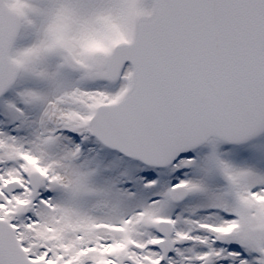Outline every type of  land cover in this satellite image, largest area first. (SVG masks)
Returning a JSON list of instances; mask_svg holds the SVG:
<instances>
[{"label": "snow or ice", "instance_id": "snow-or-ice-1", "mask_svg": "<svg viewBox=\"0 0 264 264\" xmlns=\"http://www.w3.org/2000/svg\"><path fill=\"white\" fill-rule=\"evenodd\" d=\"M30 3L0 0V264H264V0Z\"/></svg>", "mask_w": 264, "mask_h": 264}, {"label": "clouds", "instance_id": "clouds-1", "mask_svg": "<svg viewBox=\"0 0 264 264\" xmlns=\"http://www.w3.org/2000/svg\"><path fill=\"white\" fill-rule=\"evenodd\" d=\"M31 7L30 0H12L11 7L9 11L12 15L17 18H23L26 14V11ZM134 14V9H133ZM102 50L99 46L95 47L93 51H100Z\"/></svg>", "mask_w": 264, "mask_h": 264}, {"label": "rangeland", "instance_id": "rangeland-1", "mask_svg": "<svg viewBox=\"0 0 264 264\" xmlns=\"http://www.w3.org/2000/svg\"><path fill=\"white\" fill-rule=\"evenodd\" d=\"M29 42H30V41H28V40L21 41L22 44H27V43H29Z\"/></svg>", "mask_w": 264, "mask_h": 264}]
</instances>
